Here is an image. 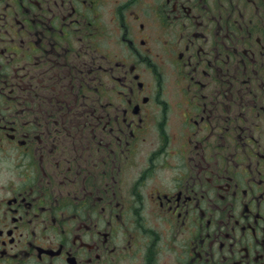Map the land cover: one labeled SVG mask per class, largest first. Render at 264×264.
Masks as SVG:
<instances>
[{
    "label": "flooded vegetation",
    "instance_id": "obj_1",
    "mask_svg": "<svg viewBox=\"0 0 264 264\" xmlns=\"http://www.w3.org/2000/svg\"><path fill=\"white\" fill-rule=\"evenodd\" d=\"M0 264H264V0H0Z\"/></svg>",
    "mask_w": 264,
    "mask_h": 264
}]
</instances>
